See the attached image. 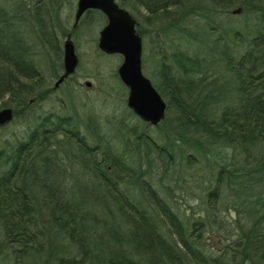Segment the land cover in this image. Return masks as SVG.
I'll return each mask as SVG.
<instances>
[{"label": "trees", "instance_id": "obj_1", "mask_svg": "<svg viewBox=\"0 0 264 264\" xmlns=\"http://www.w3.org/2000/svg\"><path fill=\"white\" fill-rule=\"evenodd\" d=\"M58 1L0 0V105L12 117L30 112L32 102L52 91L44 87L26 32L30 28L49 48ZM126 2L146 13L148 25L167 18L159 32L190 40L199 49L187 54L173 46L168 55L160 52L155 89L174 123L162 131L158 145L145 129L160 130L165 115L151 126L124 107L112 137L92 112L81 115L73 109L72 115L33 117L24 138L0 142V229L5 243L18 246L20 257L33 256L40 252L37 235L51 223L68 243L52 249L48 242L46 259L32 264H264V0L122 4ZM233 7L248 15L243 26L228 21L221 30L220 23L208 24L210 32L218 30L214 39L205 30L186 26L193 16L221 20ZM135 30L140 38L145 34ZM113 78L124 87L116 72ZM130 118L138 124L130 126ZM193 164L203 172L200 179L206 185L198 187L205 208L198 219L188 221L158 195L148 178L153 167L163 174L169 167L190 169ZM133 189L142 201L133 197ZM223 194L225 213L231 206L244 220L231 222L238 232L234 242L227 239L233 232L224 218L228 214L217 218L213 212L222 208ZM207 231L223 237L217 255L205 244ZM56 251L66 257L52 259Z\"/></svg>", "mask_w": 264, "mask_h": 264}, {"label": "rangeland", "instance_id": "obj_2", "mask_svg": "<svg viewBox=\"0 0 264 264\" xmlns=\"http://www.w3.org/2000/svg\"><path fill=\"white\" fill-rule=\"evenodd\" d=\"M57 4L58 6L54 9V16L58 19L57 23H55L53 36L55 39L53 42L51 38L49 48L45 46L43 42L40 44L30 28H28L26 32L27 40L33 43L35 47V62L38 64V68L44 78V87L52 89V91L42 100L32 102L31 105L34 108L33 110L16 117L13 116L10 123L2 126L3 128L0 129V142L6 139L12 141L13 138H24V132L34 122L33 117L35 116H43L49 112H54L59 115H72L73 109L78 111L81 115L85 113L89 114L90 112L95 114L101 122L100 125L103 130L112 137L113 135L115 136L113 126L117 127V119L121 117L123 113H126L124 107L126 108L125 100L127 89L119 86L117 80L113 78V73L116 72L121 62V57L119 55L102 54L96 47L98 32L105 24V18L98 11L90 10L79 19L76 27L73 29L72 24L76 0H59ZM122 6L134 18L136 28L145 32L141 37V72L155 89L156 85H158L157 70L160 63V52H165L166 55H168L172 51L173 46L187 54H194L199 49L197 45L190 40H174L170 35L166 36L167 34L164 35L159 32V29L166 24L167 18L158 17L153 24L148 25L144 21L146 13L142 9L131 6L129 2L127 4L123 3ZM237 8L238 7H233L231 10ZM245 14L246 13L240 10L237 14L223 15L221 20L215 19L212 20V22H209V19L205 17L193 16L189 17L186 26L190 31L194 32H202L205 30L209 32L214 39L215 36H213V34H218V30L217 32H210L207 27L208 24L213 26L216 23H220L224 25L223 27L221 26V30L226 28L225 24L228 21L235 22L234 26H243V22L248 16ZM67 34L70 35V39L73 43L77 64L74 72L54 88V82L63 72L62 46ZM226 37L229 38V35L226 34ZM40 39L42 41V37ZM166 63L170 64L169 61ZM85 83H89V86H86ZM3 108L6 107L0 105V109ZM166 113L165 124L162 123L160 125V130L152 127L143 128L150 137L156 140L158 145L162 144V141L158 140L162 131L166 130L167 126L174 123L173 116L167 115ZM136 124L138 123L135 118L129 119L130 126ZM120 141L121 140L117 137L115 138V143L119 144L118 146L121 148ZM142 167L145 168V165H142ZM171 169L172 167H169L167 173L161 174L159 171L160 169H154L153 167V174L148 178L150 179L149 181H151V185L156 189L158 195L162 197L180 217L188 221L191 219H198L205 208L202 204V194L198 187L199 184L202 183L200 179L203 174L202 169L199 165L195 164H193L190 169L185 168L183 165L174 167V171ZM182 169H184V171H182ZM181 171L184 174L180 176ZM173 174H175L176 177L172 176ZM158 180H160V182H158ZM160 183L163 185L161 189L159 186ZM205 185V183H202L203 188ZM120 187L119 189L122 191L124 185ZM67 188H69V186H67ZM130 193L137 201H142L138 190L133 189ZM221 200L220 207H222V203L226 200L224 194ZM225 209L222 207L220 211L213 212L217 215V218L218 216L221 217L228 214L227 218H224L228 219V222H230L226 224H230V227H232L230 231L232 230L233 232L227 239H229L230 242H234L238 238V232L234 227V223L231 222L236 219L241 220V222L244 220L241 213L235 211L233 207H227L228 213H225ZM42 213L44 215L45 211L42 210ZM38 226H40L39 223ZM216 226H218V224ZM245 227L247 229V225ZM43 229V233H37L38 240H36V243L40 245L38 246L40 252L35 253L32 251L34 252L31 254L33 256L26 257H20L21 253L18 251V246H11V248L7 246L2 230L0 229V264H32L36 260L40 263V260L46 259L44 253L48 252V248L52 247L53 249V245L56 244L61 246L67 245L68 241L66 236H58L55 227H52L51 223L45 224ZM204 237L206 238L205 244L212 248L215 255L219 254L223 237L218 233L214 234L213 231L205 232ZM48 242H50L51 247L48 246ZM55 255L56 257L51 258L66 257V253L62 254L59 251H56ZM49 264H51V262H49ZM256 264L262 263L258 262Z\"/></svg>", "mask_w": 264, "mask_h": 264}, {"label": "water", "instance_id": "obj_3", "mask_svg": "<svg viewBox=\"0 0 264 264\" xmlns=\"http://www.w3.org/2000/svg\"><path fill=\"white\" fill-rule=\"evenodd\" d=\"M124 0H76L73 26L88 10L100 12L105 24L98 32L96 47L105 55H119L121 62L116 69L120 83L127 89L126 107L141 121L156 126L165 115V103L150 81L141 72V38L136 33V22L122 6ZM240 9H233L237 14ZM77 58L69 37L62 46V74L56 79V88L70 76L76 67ZM89 86V83H85ZM12 119L9 108L0 109V126Z\"/></svg>", "mask_w": 264, "mask_h": 264}, {"label": "flooded vegetation", "instance_id": "obj_4", "mask_svg": "<svg viewBox=\"0 0 264 264\" xmlns=\"http://www.w3.org/2000/svg\"><path fill=\"white\" fill-rule=\"evenodd\" d=\"M88 11H90V10H88ZM88 11H85L82 15H81V17L86 13V12H88ZM80 17V18H81ZM79 18V19H80ZM79 19H78V21H79ZM78 21H77V23H78ZM77 23H76V25H77ZM76 25L75 26H73V24H72V28L74 29L75 27H76ZM104 26V25H103ZM66 37H69V40L71 41V39H70V35L69 34H67L66 36H65V39H66ZM65 41V40H64ZM64 43V42H63ZM71 43H72V41H71ZM72 46H73V43H72ZM73 49H74V46H73ZM60 76V75H59ZM58 76V77H59Z\"/></svg>", "mask_w": 264, "mask_h": 264}]
</instances>
